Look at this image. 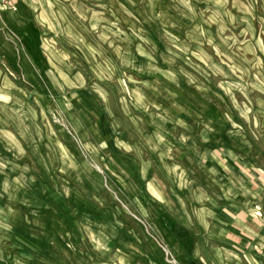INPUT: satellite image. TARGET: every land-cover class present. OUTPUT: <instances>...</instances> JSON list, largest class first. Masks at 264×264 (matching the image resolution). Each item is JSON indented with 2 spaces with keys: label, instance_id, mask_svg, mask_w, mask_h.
<instances>
[{
  "label": "rangeland",
  "instance_id": "obj_1",
  "mask_svg": "<svg viewBox=\"0 0 264 264\" xmlns=\"http://www.w3.org/2000/svg\"><path fill=\"white\" fill-rule=\"evenodd\" d=\"M25 5L0 19V264H153L168 166L217 164L219 199L264 180V0Z\"/></svg>",
  "mask_w": 264,
  "mask_h": 264
},
{
  "label": "crops",
  "instance_id": "obj_2",
  "mask_svg": "<svg viewBox=\"0 0 264 264\" xmlns=\"http://www.w3.org/2000/svg\"><path fill=\"white\" fill-rule=\"evenodd\" d=\"M29 12V6L23 3L17 12L2 11L0 19L10 20L11 17L20 21ZM17 51L20 52L19 49ZM2 54L4 55L3 52ZM11 86L9 78L3 79L2 87L9 89ZM216 139L213 136L207 139L210 147L205 148L206 155L216 152L213 151ZM185 156L186 153L179 155L183 159ZM181 162L180 159L178 164L168 166V169L185 173L189 177L183 187L186 192L180 191L177 194L178 185L174 187L176 192L170 189L167 196L163 194L164 199H151L152 203H162L161 213L166 217L162 218L164 223L160 221L163 227H159L161 239H157L158 245L151 253V263L264 264V180L248 179L243 184H235L231 176H225V186L231 188V191L229 195L219 199L216 179L205 173H211L215 163L199 164L198 170L196 166L188 168ZM196 171L205 173L206 179L202 181L200 176L194 179L192 172ZM181 176L182 174L178 175L179 180L176 179L175 182L173 178L170 179V182H174V185L182 184ZM246 186V194L241 191L234 195V188Z\"/></svg>",
  "mask_w": 264,
  "mask_h": 264
},
{
  "label": "built area",
  "instance_id": "obj_3",
  "mask_svg": "<svg viewBox=\"0 0 264 264\" xmlns=\"http://www.w3.org/2000/svg\"><path fill=\"white\" fill-rule=\"evenodd\" d=\"M26 0H0V13L2 11L17 12L19 6L25 3Z\"/></svg>",
  "mask_w": 264,
  "mask_h": 264
}]
</instances>
